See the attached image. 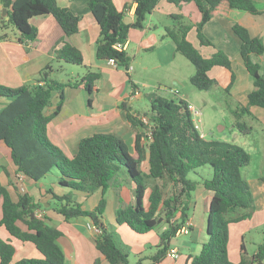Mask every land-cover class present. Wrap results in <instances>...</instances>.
Wrapping results in <instances>:
<instances>
[{
	"label": "trees",
	"instance_id": "obj_1",
	"mask_svg": "<svg viewBox=\"0 0 264 264\" xmlns=\"http://www.w3.org/2000/svg\"><path fill=\"white\" fill-rule=\"evenodd\" d=\"M137 4L135 19L125 21L129 6L119 10L114 0H89L88 9L95 17L100 34L96 41L99 59H114L117 66L130 76L132 57L127 50H118L115 44L125 43L131 28H142L146 18L161 0H134ZM177 6L194 2L201 14L198 22L183 12L170 14L171 23L164 26L163 36L169 37L194 66L190 82L200 90H211L218 80L210 75L214 67L231 71V80L224 91L229 93L236 74L232 60L221 49L210 56L202 53L189 38L192 29L200 46L215 47V43L204 33L205 25L218 13L231 9L261 14L253 0H167ZM6 8L9 17H1ZM50 14L64 35L69 37L79 32L81 15L68 7L59 5L58 0H0V41L9 38V24L19 33V41H34L38 29L30 20L35 16ZM4 20V21H3ZM232 30L240 40L241 58L253 79V89L248 94L246 105L239 104L232 114L234 127L241 136L249 134L252 125L245 116H251L250 108H264V73L260 64L254 62L253 54L264 53V42L260 36H252L247 27L235 23ZM83 65V52L68 41L56 50L55 62L48 63L37 80L18 87L0 84V99L6 104L0 110V144L10 151V157L27 180L38 182L57 169L58 184L70 192L58 194L53 188L54 211L65 220L88 217L100 231L96 234V246L110 264H130L129 249L117 230L110 229L104 220L107 193L113 189L118 194L116 221L127 226L136 234H146L155 229L159 242L151 254H139L136 264H157L167 257L172 240L179 229L189 220L191 198L199 185L211 193L208 208L210 223L208 239L199 253L191 255L188 264H264V244L258 252L249 256L243 243L242 257L237 263L229 258L230 226L249 219L255 211L253 192L243 169L251 163V153L241 144L230 141L208 139L194 127L188 102L176 101L157 92L147 93L149 109L134 108L123 102L129 123L137 129L132 154L122 136L117 133L98 132L84 137L79 142L77 153L69 157L54 144L48 134V125L61 111L67 87L84 88L92 106L98 91L96 81L101 72L90 67L80 77L60 79L55 72L63 71L62 64ZM133 89L138 86L132 81ZM59 95L55 110L47 114L54 94ZM146 119V120H145ZM148 161V169L142 168ZM210 165L211 178L191 179L190 172ZM264 180V179H263ZM125 186L133 188L135 202L127 203L121 196ZM102 191L99 204L92 210L85 209L75 200L74 194H91ZM1 218L0 226L10 235H0V264H65V254L58 243L63 231L52 226L36 210L42 204L28 192H17L14 199L7 185L0 179ZM12 238L33 243L41 257H24L13 262L16 248ZM99 263V258L95 264Z\"/></svg>",
	"mask_w": 264,
	"mask_h": 264
},
{
	"label": "crops",
	"instance_id": "obj_2",
	"mask_svg": "<svg viewBox=\"0 0 264 264\" xmlns=\"http://www.w3.org/2000/svg\"><path fill=\"white\" fill-rule=\"evenodd\" d=\"M253 1L258 9L263 10L261 14L255 15L244 10L231 9L218 12L205 25L204 33L215 43V47L200 46L198 41L190 38L192 30L189 33L190 40L200 48L204 55L210 56L215 50L221 49L232 60L236 79L230 87L229 93L224 91V88L230 83L231 71L222 67H214L210 71V75L218 80L216 88L223 90L228 95L227 103L230 102L233 105H229L231 111L238 107L239 104L246 105L248 94L253 89V79L241 58L240 40L233 32L232 26L235 23H240L248 28L252 36H260L264 42V0ZM88 2L89 0H58L59 5L68 7L75 14L82 16L79 32L69 37L64 35L62 28L50 14L35 16L30 20L31 24L38 29V35L34 41H19V33L9 30V38L0 41V84L18 87L34 82L48 63L55 62L56 50L61 48L65 41H68L83 52L84 64L78 67L61 62L63 71L61 73L55 72L54 74L63 80L68 77H80L90 67L95 71L101 72L102 75L96 81L98 91L94 94L92 106L89 105L87 90L84 88H66L62 109L48 125V134L51 141L59 146L66 155L72 157L77 153L79 142L82 138L98 132H114L124 138L130 152L134 154L137 129L129 123L126 111L120 105L125 102L137 108L134 105L135 100H139L145 95L141 89L140 82L142 81L138 77L140 68L147 69L150 68L149 66H152V68L160 67L165 64L164 60H175L178 57L175 43L169 37L163 36L165 33L164 26L171 23L169 15L183 12L193 23H196L200 20L201 14L194 2L177 6L167 0H161L155 10L146 18L142 28H131L129 31V38L125 42V50L132 57L129 76L125 69L111 64L108 60H102L97 57L96 41L100 34V28L95 17L88 9ZM114 2L119 10H124L126 6H129L125 21L127 23L133 22L137 6L136 2L134 0H114ZM193 36L197 40L196 31ZM146 54L148 55L145 57ZM252 59L260 64L261 71L264 73V53L253 54ZM153 61L155 62L153 63ZM171 76L172 78L175 76L179 77L177 71L172 72ZM132 81L138 86L137 88L133 89ZM175 84L178 85L179 82L177 81ZM169 90L173 93H179L178 88L170 87ZM58 99L59 95L55 93L52 103L47 109V114L55 110ZM181 99L192 103L185 99L184 96ZM5 104L6 102H3L2 105L4 106ZM250 110L252 115L244 118L252 125V130L258 127L264 134V108L252 106ZM249 134L243 138L244 141H247ZM261 146L264 150V138ZM142 168L144 170L148 169L147 160L143 161ZM261 170L263 172L256 176H246L253 192L255 211L249 219L233 223L230 226L229 258L231 257V261L235 263L241 260V246L243 243L249 256L258 252L259 247L254 248L251 252L248 250L245 235L248 232L247 223L250 224L249 228H254L258 231L264 228V152L263 159H261ZM20 174L10 157L9 149L1 144L0 179L3 184L8 186L14 199L17 198V192H21ZM49 177L50 174L46 178ZM24 187L26 192L42 204L41 210L49 224L63 231L58 243L65 254V264H95L98 258V264H110L97 249V231L94 229L90 218L78 217L67 221L54 211V200L52 194L47 192V189L53 188L58 194L70 192L69 188L58 184V177L55 180H50V182L43 180L33 182L25 178ZM121 196L127 203L135 202L133 188L130 186H125L122 189ZM101 197V190L91 194L82 192L74 194L75 200L88 210L94 209L99 204ZM106 197L107 206L104 220L110 229L117 230L127 242H133L134 249L137 251H143L145 244L148 242L154 246L158 244L157 234L144 239L136 237V235L144 234H136L126 226L134 236L129 230L123 229L122 227L125 225H119L116 221V209L119 199L117 192L111 189ZM210 199L211 193L202 185H199L191 198V209L189 211V220L192 222L191 231L188 234L191 239L190 244L185 243V247H180L177 244L171 245V247H177L180 250L179 257L173 259L167 256L157 264H188L190 256L199 253L202 244L208 239L206 228ZM5 231L3 230L2 233L4 235H0L5 239H9L10 235ZM180 235L177 234V237ZM12 243L16 248L13 262L29 256L41 257V253L31 242H23L12 238ZM233 243H235L234 249ZM184 248H187V253L183 257L184 253L182 251ZM231 253H233L232 256Z\"/></svg>",
	"mask_w": 264,
	"mask_h": 264
},
{
	"label": "rangeland",
	"instance_id": "obj_3",
	"mask_svg": "<svg viewBox=\"0 0 264 264\" xmlns=\"http://www.w3.org/2000/svg\"><path fill=\"white\" fill-rule=\"evenodd\" d=\"M9 30L18 32L12 23L9 24ZM194 33L195 29H192L190 38L197 41L193 36ZM177 54L178 57L175 60H164L165 64L163 66L154 68H152V66H149L150 68L147 69H139L138 77L142 81L140 82V84L142 86L141 89L143 93L147 94L151 92H157L160 95L166 96L176 101H179L181 97L184 96L185 99L191 101L202 111V127L206 133V138L236 142L241 144L247 151H249V153H251L252 163L251 165L247 166L248 168L245 167L243 169V175L245 176V178L247 175L253 177L257 174L262 173L263 171L261 170V159H263L264 152L263 147L261 146L264 138V134L262 133V131L258 127H255V129L252 130V132L248 135L247 141H244L243 138H245V136H240L239 131L234 127V116L232 114L231 108L229 107L231 103H227L228 95L223 90H219L216 87L211 90H200L196 88L190 82V77L195 72V66L182 53L178 52ZM147 55L148 54H146L145 57ZM154 62L155 61H153V63ZM76 66L80 67V65ZM175 71H177L179 77L175 76L174 78H172L171 73ZM177 81L180 85L175 84V82ZM170 87L178 88L179 93L177 94L170 92ZM3 102H5V99H0V110L3 108ZM134 105L139 109L148 110L149 102L146 98V95L142 96L139 100H135ZM212 172V167L210 165H205L193 172H190L189 177L191 179L197 180H200L201 178H211L213 175ZM58 175L59 172L57 171V169H53L50 173V177L44 178L43 181L50 182V180H55ZM21 192L23 191L21 190ZM249 226L250 224L247 223L246 227L248 232L247 235H245V241L248 250L251 252L254 248H258L260 244H264V228L258 231L257 229L249 228ZM163 227L164 225H162L161 228L155 229L147 234L136 235V237L147 239L148 236L151 237L156 234L158 235V232H160ZM122 228L125 230H129L126 226H123ZM3 230H5L4 227L0 226L1 235H4L2 234ZM121 238L123 242L129 246L128 249L130 264L137 263L140 253L145 252L146 254H151L156 251V246L152 245L149 242L145 244V248H143V251H137L134 249L135 246L133 242H127L122 235ZM190 242L191 239L188 234H181L180 236L175 237L172 240L171 245L177 244L180 247H185V243L190 244ZM234 245L235 243H233V249ZM182 252L184 253L183 257L186 256L187 248H184ZM232 255L233 253H231V256ZM230 260H232L231 257Z\"/></svg>",
	"mask_w": 264,
	"mask_h": 264
},
{
	"label": "built area",
	"instance_id": "obj_4",
	"mask_svg": "<svg viewBox=\"0 0 264 264\" xmlns=\"http://www.w3.org/2000/svg\"><path fill=\"white\" fill-rule=\"evenodd\" d=\"M115 47L121 51L125 50V43L118 42L115 44ZM108 61L113 65H117L114 59H110ZM130 69H131V66H130ZM188 108L192 114V120L194 123V127L200 132V134L203 137H206V133L202 127V111L195 104L189 103V102H188ZM19 180L21 182V190L25 191V187H24L25 177H24V175L20 174ZM36 215L38 217H42L44 215V213L41 209H38V210H36ZM191 227H192L191 220H187L186 223L179 229L178 234H189L191 231ZM94 229L97 231V233L100 231V229L98 227H96L95 225H94ZM179 255H180V250L177 247L170 248V250L167 253V256H169L170 258H173V259L178 258Z\"/></svg>",
	"mask_w": 264,
	"mask_h": 264
},
{
	"label": "water",
	"instance_id": "obj_5",
	"mask_svg": "<svg viewBox=\"0 0 264 264\" xmlns=\"http://www.w3.org/2000/svg\"><path fill=\"white\" fill-rule=\"evenodd\" d=\"M7 13H8L7 9H6V8H3V11H2V15H1V17H2V18H3V17H6V19H8L9 17L7 16ZM3 21H4V20H3ZM209 223H210V218L207 219V228H208V226H209ZM207 228H206V230H207Z\"/></svg>",
	"mask_w": 264,
	"mask_h": 264
}]
</instances>
